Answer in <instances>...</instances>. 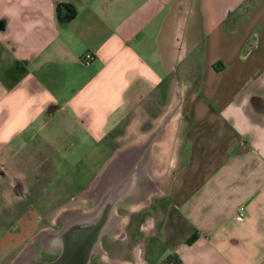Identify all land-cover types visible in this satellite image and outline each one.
<instances>
[{"label":"crops","instance_id":"0c3cea01","mask_svg":"<svg viewBox=\"0 0 264 264\" xmlns=\"http://www.w3.org/2000/svg\"><path fill=\"white\" fill-rule=\"evenodd\" d=\"M59 3L77 10L67 26ZM61 111L95 141L127 114L109 162L157 133L163 173L180 157L160 178L158 264H264V0H0V188L56 160ZM23 217L0 231V264L37 233Z\"/></svg>","mask_w":264,"mask_h":264},{"label":"rangeland","instance_id":"374dc122","mask_svg":"<svg viewBox=\"0 0 264 264\" xmlns=\"http://www.w3.org/2000/svg\"><path fill=\"white\" fill-rule=\"evenodd\" d=\"M120 118L122 119L120 126L114 129L108 128L105 132L106 135L101 140L95 141L94 138L75 129L74 126H65V112L57 113L55 126L53 125L58 148V152L53 153L56 160L43 162L42 169L37 172L39 174L26 171L23 180L32 188L33 192L29 201L21 200L20 203H17V197L11 198L10 180L4 183L5 187L9 188H0V231H7L12 223L23 219L24 215L28 216V219H33L36 216V220L42 219L37 233L24 244L26 247L40 232L54 228L58 218V223H61L66 215L86 210L88 206L82 202L83 198H88L89 193L86 194V192L92 189L91 187L95 185L105 166L117 152L116 138L123 133L124 125L128 121L125 112L120 114ZM78 139L80 140L79 144L75 142ZM74 143L76 144L74 145ZM161 146L156 145L154 153H160ZM179 158L178 162L170 163L166 172L155 174V177L161 178L167 174L170 175V169L175 163L176 166L180 165ZM152 201L153 205L145 210H141V208L132 210L128 207L121 209L119 227L125 231V238L120 239L118 236L105 238L103 241L105 247L112 251L109 254L110 257L109 255L106 257L99 255L94 259L103 257L107 260L110 259L106 264H128L125 260L135 261L136 251L141 248L147 252L146 261L148 264H158L166 255V245L161 232L166 207H163L164 200L158 196L152 197ZM145 213H150L160 225L158 235L150 236L149 232L143 229ZM19 253L14 252L11 259L13 260ZM44 260H50V258L45 256Z\"/></svg>","mask_w":264,"mask_h":264},{"label":"water","instance_id":"95a60500","mask_svg":"<svg viewBox=\"0 0 264 264\" xmlns=\"http://www.w3.org/2000/svg\"><path fill=\"white\" fill-rule=\"evenodd\" d=\"M126 152L128 155L133 153V157L129 159L136 174L132 180L133 185L141 186L142 174H148L149 171L147 163L150 162L151 165L155 160L153 147L145 155L135 147L126 149L123 154ZM120 156L121 154L107 164L97 182L101 186L105 182L109 184L110 181V188H96L86 192L90 194L93 190L92 194H88L90 205L86 210L69 213L56 228L40 232L24 247L12 264H90L98 255L106 257L104 239L109 236L125 238V231L119 227V209L128 207L137 210L147 201V197L143 198L145 201H138L140 197L137 195H141L139 186L126 188L130 183L124 176L120 177L122 172H115ZM128 199L132 200L129 202ZM45 256L50 260H44Z\"/></svg>","mask_w":264,"mask_h":264},{"label":"flooded vegetation","instance_id":"af4514ba","mask_svg":"<svg viewBox=\"0 0 264 264\" xmlns=\"http://www.w3.org/2000/svg\"><path fill=\"white\" fill-rule=\"evenodd\" d=\"M161 142H162L161 137H159L158 133H157V136L155 139H153V140L146 139L143 145H140V144L136 145L135 148L141 150L142 154L145 155L146 153H148L150 151L151 147H154V149H155L157 143H160V145H162ZM133 153L128 155V152H126L124 155H121L119 157V159L117 161V166H116L115 172H117V173L122 172V176H120V177L124 176L123 178H125V180H127L130 183L126 188H134L136 186H139V188H140L139 192H141V195L140 196H139V194L137 195V197H140V199L138 201H141L144 197H147V199H146L147 201L144 203L143 207L141 208V210L142 209L145 210L148 207H151L153 205L152 197L158 196V194L161 193V191L163 190L162 179H160V177H155V174H158V173L163 174L164 165L167 163L165 158L168 155L166 154V152L164 150H161L160 153L155 152L156 153V159L152 162L151 165L149 164L150 162L148 161L149 163H147V164H148L149 168H148V166H146V169L148 168L149 171H148V174L146 172L142 174V183L140 186V185H133V181H132L133 178L136 176L134 170L131 167V163L129 161V159L133 157ZM147 158H149V157L147 156ZM157 158H158V160H157ZM144 169H145V167H144ZM109 185H110V181H109V184H107V182H105V184H102L100 186V188H110ZM93 186L91 188H93ZM10 195H11V198H13V199H15V197H17L18 200H22L25 202V201H29L30 197L33 196V192H32V188H30L28 185H26L22 178L11 177V194ZM129 199L127 201H129ZM142 201H145V199H143ZM79 202H80V200H79ZM82 202L85 203V206L89 207V205H90V199L89 198H86V197L83 198ZM120 210L121 209H119L118 213L121 212ZM151 218H152V215L150 213H145V223L149 222L151 220ZM58 219L56 220V225L54 228H56V226L58 224ZM41 221H42V219L39 220V224H41ZM103 248H104V251H106L108 253V255L112 252L108 249V247L107 248L105 247L104 243H103ZM109 257H110V255H109ZM106 260L107 259H105L103 257L102 258L99 257V258L93 259L90 262V264H106L110 259L108 258V260L107 261Z\"/></svg>","mask_w":264,"mask_h":264},{"label":"trees","instance_id":"16d2710c","mask_svg":"<svg viewBox=\"0 0 264 264\" xmlns=\"http://www.w3.org/2000/svg\"><path fill=\"white\" fill-rule=\"evenodd\" d=\"M76 14H77V10L75 9V6L72 4L59 3L57 6L58 19L60 23H62V25L64 26H67L68 23L75 17ZM27 65L28 62H17L12 69V74L17 73L21 77L26 72ZM192 242L193 239L189 243ZM162 264H181V261L179 260L178 256L172 255L169 256Z\"/></svg>","mask_w":264,"mask_h":264},{"label":"built area","instance_id":"2783aa9c","mask_svg":"<svg viewBox=\"0 0 264 264\" xmlns=\"http://www.w3.org/2000/svg\"><path fill=\"white\" fill-rule=\"evenodd\" d=\"M91 59H92V56L89 54V55L86 56V59L85 60H86V62H89ZM245 216H246L245 209L244 208H241L239 210V212L236 214V219L238 221H243L244 218H245Z\"/></svg>","mask_w":264,"mask_h":264}]
</instances>
